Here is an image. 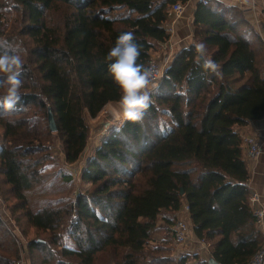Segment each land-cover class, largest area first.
Here are the masks:
<instances>
[{"label": "trees", "instance_id": "1", "mask_svg": "<svg viewBox=\"0 0 264 264\" xmlns=\"http://www.w3.org/2000/svg\"><path fill=\"white\" fill-rule=\"evenodd\" d=\"M188 1L0 0V52L24 61L20 102L0 107V191L21 233L25 221L45 234L27 240L29 264H94L101 255L108 264H248L264 246L238 132L264 117V44L235 5L197 2L193 43L174 55L143 118L124 121L87 156L79 186L56 168L76 167L89 118L120 97L106 59L117 37L133 32L146 66L169 38L170 7ZM199 42L219 77L195 62ZM184 204L194 236L211 243L207 257L174 254ZM17 241L0 240V264H21Z\"/></svg>", "mask_w": 264, "mask_h": 264}, {"label": "clouds", "instance_id": "2", "mask_svg": "<svg viewBox=\"0 0 264 264\" xmlns=\"http://www.w3.org/2000/svg\"><path fill=\"white\" fill-rule=\"evenodd\" d=\"M198 54L196 63L205 73L220 76V66L207 57L204 42L194 45ZM141 55V45L137 42L133 32H122L116 39L114 46L107 53L108 71L113 81L121 89L119 108L125 121L138 122L143 118L145 110L150 106V87L152 70L138 62ZM24 61L17 51L0 52V85L7 84L6 91L0 95V107L7 110L14 109L21 100L20 79ZM185 94V93H180Z\"/></svg>", "mask_w": 264, "mask_h": 264}, {"label": "crops", "instance_id": "3", "mask_svg": "<svg viewBox=\"0 0 264 264\" xmlns=\"http://www.w3.org/2000/svg\"><path fill=\"white\" fill-rule=\"evenodd\" d=\"M217 1H220L224 4L235 5L239 7L241 10H243L247 20L250 22L252 26V31L249 32V36L251 40L253 42L258 41L264 44V0H217ZM253 1L255 2L256 5L255 11L250 9V4ZM197 2H198L197 0H189L184 4L185 9L181 16H176L172 18L169 16V20L167 23V27L169 29V38L164 45L160 46L159 49L152 54L153 57L157 59H163L165 57H169L172 60L174 55L179 50L188 47L193 43L192 19ZM257 21H260V25L259 24L257 25ZM109 105L110 104H108L107 106ZM115 105L119 106L117 105V103H115ZM119 113L122 115L121 112L114 113L116 115L115 118L118 117ZM107 114L104 115V110H102L97 120H95L94 122H89V125L91 127L89 144L95 146L97 144V141L107 134L108 125L107 126L105 125V123L107 122L106 119ZM102 120L104 122L103 123L104 125H101ZM238 132L242 136L243 140L245 137L249 135H254L262 142V151L260 155L252 159L247 158L245 155V159L249 171V178L247 180L249 195L254 194L257 197V199L253 201L250 205L254 208H261L264 210V117L260 119L251 120L246 125L238 127ZM89 154L91 153L88 152V156ZM85 160L86 157L81 158L79 160V163L77 162L78 164L75 166H79L81 168ZM2 206L3 203L1 200V210H2ZM180 216L188 219L187 210L185 209V204L183 205L180 211ZM258 228L261 230L264 236V218L262 222L258 225ZM188 241H190L189 244L186 243L188 244V248H185V251L184 249H182V252H186V251L189 253L198 252L202 257L208 256L207 250H204L203 247L200 246V244L198 243V239L194 236L191 229L188 234ZM98 259L99 258L94 259V264H100L99 262L96 261ZM106 264H108V259L106 261Z\"/></svg>", "mask_w": 264, "mask_h": 264}, {"label": "built area", "instance_id": "4", "mask_svg": "<svg viewBox=\"0 0 264 264\" xmlns=\"http://www.w3.org/2000/svg\"><path fill=\"white\" fill-rule=\"evenodd\" d=\"M197 1H201V2H207V0H197ZM185 9V5L177 2L175 4H173L170 9H169V16L172 17H176V16H181L183 11ZM250 9L255 11L256 10V5L255 2H251L250 4ZM168 23V21H167ZM260 25V21H257V25ZM168 28V27H167ZM169 32V29H168ZM171 64V58L169 57H165L163 59H157L155 57H152L146 64L147 67H149L152 70L153 76H152V83L149 85L151 91H150V96L153 94L154 90L156 89V87L159 85L161 79L163 78V75L166 71V69L169 67V65ZM122 95V92L120 94V97ZM120 97L117 101V105H119V100ZM112 106H116L115 103L110 104ZM110 113H112L114 119H113V123H114V128H119L121 127L122 123L125 121L122 117V115L118 114V117L115 118V114L114 113H118L120 112L117 108H113L112 110H109ZM101 114V113H100ZM99 114V115H100ZM99 115L95 118H89V122H94L95 120H97L99 118ZM109 126V125H108ZM104 138H101V140L99 141V143L97 144L96 147H98L102 140ZM95 147V148H96ZM89 148V147H88ZM95 148L93 149V151L91 152V155L94 153ZM262 151V142L254 135H249L247 137L244 138V152L247 158H256L257 156L260 155ZM62 163V161H60ZM62 167L65 168L66 170H68L69 172H71L73 174V176L75 177V182L78 185L80 183V169L78 170V172L76 171H71V168H69L68 166L63 165L62 163ZM257 199L256 195L254 194H250L249 195V204H251L253 201H255ZM252 207V206H251ZM185 209L187 210V204L185 205ZM253 210V215L256 218V222L259 225L263 218H264V210L261 208H254L252 207ZM190 231V224L188 219L186 218H179L174 226H173V246L176 248V250H174V254L177 255V250H179V248H181V246H183L187 240H188V234ZM198 243L200 244L201 247H203L204 250H208V248L210 247L211 243L209 240L206 239H198ZM264 263V247H262L260 250H258L253 257L251 258V260L249 261L248 264H263Z\"/></svg>", "mask_w": 264, "mask_h": 264}, {"label": "rangeland", "instance_id": "5", "mask_svg": "<svg viewBox=\"0 0 264 264\" xmlns=\"http://www.w3.org/2000/svg\"><path fill=\"white\" fill-rule=\"evenodd\" d=\"M113 108H117L122 113V110L119 108V106L109 105L106 107V109L104 108V115H106L109 112V110H112ZM100 140H101V138L97 141V144L99 143ZM97 144L95 146H97ZM59 146H60L59 142H56V150H60ZM95 146L89 144V148L87 147V151L85 152V154L82 157L87 158L88 152L91 153ZM57 154H59V151H57L56 157H57ZM85 162H86V160H85ZM56 164H57L56 168L62 166V163L60 161L59 162L57 161ZM70 168H71V171H76V172H78V170L80 169L79 166H76L74 168L70 167ZM76 182H78V181H76ZM76 186H79V184L78 185L76 184ZM0 188H1V185H0ZM7 191L8 190H5V192H7ZM7 194H8V192H7ZM1 200H3V196L1 195V191H0V240L7 241V240L17 238L18 241L16 243L19 247V252L21 251V259H22L21 264H23L24 262H25L24 264H27L28 263L27 262L28 257H27V253H26V249H25L26 244H27V240L29 238L35 239L36 237H41V236H44L45 234L41 233V232H37L33 227L28 225L25 221L21 222V228L24 230V233L26 236L23 233H21L20 228L15 225V222L13 221L10 212L5 208V204L3 203V201H2L3 206H2V210H1ZM64 240L68 241L67 236H64ZM65 241H63V242H65ZM186 243L189 244L190 241L187 240ZM188 244H186L185 246L184 245L181 246V248H179V250H177V255H180L181 253H183L182 249H184V251H185V248H188ZM174 250H176V248L173 246V251ZM104 256H106V257H104ZM97 258H99V259L96 261L99 262L100 264H106L107 259L109 262V258L107 255H101V256H98ZM56 264H75V263L68 258L60 256L58 258Z\"/></svg>", "mask_w": 264, "mask_h": 264}, {"label": "water", "instance_id": "6", "mask_svg": "<svg viewBox=\"0 0 264 264\" xmlns=\"http://www.w3.org/2000/svg\"><path fill=\"white\" fill-rule=\"evenodd\" d=\"M106 119H107V122L105 123V125H106V126L109 125V126H108V130H107V134H108V133H109L110 131H112V130L114 129V127H115V126H114V123L112 122L113 119H114L112 113H108ZM103 123H104V122H103V120H102V121H101V125H104ZM48 124H49V129H50L51 131H55V130H56L54 117H53V114H52V112H51L50 110H49V114H48ZM107 134H106L104 137H102V138H105V137L107 136ZM86 151H87V147L85 148V150H84L82 156L85 154ZM39 241H41V240H39ZM208 261H209L210 264H217L213 259H209Z\"/></svg>", "mask_w": 264, "mask_h": 264}, {"label": "bare ground", "instance_id": "7", "mask_svg": "<svg viewBox=\"0 0 264 264\" xmlns=\"http://www.w3.org/2000/svg\"><path fill=\"white\" fill-rule=\"evenodd\" d=\"M120 115V114H119Z\"/></svg>", "mask_w": 264, "mask_h": 264}]
</instances>
